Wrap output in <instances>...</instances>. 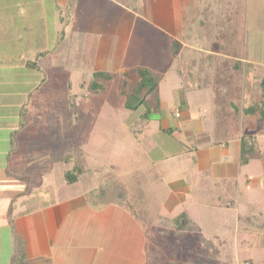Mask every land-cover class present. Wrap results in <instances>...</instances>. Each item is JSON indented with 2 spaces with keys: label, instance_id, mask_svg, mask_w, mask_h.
<instances>
[{
  "label": "rangeland",
  "instance_id": "374dc122",
  "mask_svg": "<svg viewBox=\"0 0 264 264\" xmlns=\"http://www.w3.org/2000/svg\"><path fill=\"white\" fill-rule=\"evenodd\" d=\"M156 1L157 13L152 20L165 24V27H170V22L173 25L174 19H179L182 10L185 30L183 37L186 42L189 41V50L181 48L175 54L174 50H171L172 47L168 51H160V47L158 52H155L158 46L149 45L146 52L142 50L143 52L129 53L126 62L65 61L64 58L69 56L70 60L77 59L78 43H65L61 50L56 51V54H60L59 59L51 57L52 62L35 59L34 52L28 50L27 55L37 62L35 70L25 69L20 67V64L12 66L0 62V81L4 82L6 90L12 92L15 86H19L21 90L18 96L33 91L28 97L30 103L20 107L21 115L17 116L14 112L19 103L16 100L8 102L13 110L12 114L11 110L8 112V120L13 122L15 127L19 121L39 124V155L45 150L48 154L55 153L56 158H71L69 162L62 159L61 162L56 160L53 164L56 172L54 181L59 189L73 191L72 188L78 186L77 188L88 193V199L100 196L103 201H99L106 203L115 201L116 185L126 183L131 192H134L138 185L137 190L142 195L136 197L139 203L148 208L153 222H157L159 215L167 217L188 209L201 224L203 233L216 242L214 245L204 243L196 247L191 242V233L174 234V227H168L166 223L163 226L162 221L155 230L147 227L151 235V242L147 244L150 264H264V225L256 218L260 212H264V159L253 160L244 169L255 178L252 181L255 185L253 199L261 203L259 208L256 205L257 210L254 211H246L242 206H239L240 211L220 209L216 199L218 195H223L224 191L221 192L222 195L218 192L224 184L214 183L215 175L219 177L221 172L220 166L219 169L216 167L205 171L198 169L193 162L196 158L194 147L201 148L209 143H217L224 135L221 126L212 121L214 116L211 112L218 107L217 102L211 97L210 91L200 87L204 85L203 77L199 76V68H203L200 62L206 63L205 57L209 48L213 49L212 54L215 56L211 57V62H220V59L235 57V54L246 62L240 71L234 72L236 83L232 87H235L236 96L233 95L234 100L230 101L229 93L226 94L229 95L224 98L227 107L235 104L232 106L233 110H242L258 98V82L264 76V0H207V6L209 2H212V6L203 14L196 12L192 3L194 0L189 5L185 1L181 3L180 0ZM21 8L22 4H19L16 10ZM222 9L227 10L224 12L227 15L218 19L217 12ZM67 16L64 13L61 24L66 33L73 30ZM60 36L61 34H53L41 48L52 50V43H56ZM163 36L166 37L165 33ZM68 42L70 43L69 40ZM3 49L0 48V60L2 54H14ZM176 55L179 59L175 58ZM130 60L132 61L129 62ZM189 62H197L199 68ZM137 66H149L165 75L159 86L161 106L158 110H153L150 114L153 120L144 126V105L130 112L120 108L126 102L121 92L124 80L122 73L125 69ZM99 69L112 72L115 79L104 81L105 90L94 93L93 72ZM189 71L192 72L190 75ZM179 72L184 75L187 73L188 77H181ZM11 81L13 83H10ZM187 84L195 85V90L191 92L183 89ZM174 89L177 91L174 92ZM150 99L153 106V97ZM172 106L190 108L193 119L204 114L208 123L203 128L195 125L196 131L192 134L179 129L170 133L161 132L158 128L161 124L165 128L175 126L169 113ZM245 121L248 125L245 128L243 125L241 132L253 131L261 144L264 139V125L258 123L254 127V118L250 116ZM21 129L15 131L22 132ZM140 129V136H137L139 133L134 134L135 130ZM25 132L32 134L31 130L26 129ZM188 144L193 147L188 148ZM2 150L5 149L0 146V153ZM230 153L234 154L232 162H238V142H232ZM216 155L218 151L214 156L218 162ZM166 159L169 161L162 167L165 169L163 171L155 161ZM77 164L88 170L80 175L77 184L69 187L64 180V172ZM178 176L187 182L182 191L171 186L172 180ZM237 182L239 186L245 184L241 177ZM228 191L235 193L233 187ZM229 193L227 192V197H230ZM129 197L133 198V194ZM236 214H247L250 227L237 229L234 226ZM244 221L242 220L241 224H244ZM216 235L221 236L225 242L218 241ZM178 255L182 259L178 258Z\"/></svg>",
  "mask_w": 264,
  "mask_h": 264
},
{
  "label": "crops",
  "instance_id": "0c3cea01",
  "mask_svg": "<svg viewBox=\"0 0 264 264\" xmlns=\"http://www.w3.org/2000/svg\"><path fill=\"white\" fill-rule=\"evenodd\" d=\"M180 1L181 3L185 1L189 5L192 0ZM156 2V0H0V18H2L0 20V48H4L6 52H14L13 55L2 54L0 62H6L12 66L20 64V67L35 70L36 66L28 64L34 61V58L31 59L26 51L34 52L35 59L40 58L45 62H52L51 57L59 59L60 54H56V51L61 50L65 43L79 44L77 59L70 60V56L64 58L69 62H126L131 52H143L142 50L146 52L149 45L158 46L155 52H158L160 47V51H168L170 47L174 48V41L182 44V50H189L191 48L189 41L186 42L183 37L185 30L182 10L179 17L182 23L179 19H174L173 25L170 22L171 26L165 27V24H160L155 19L152 20L157 13ZM192 3L198 14H203L212 6V2H209L207 6V0H194ZM19 4H22V8L16 10ZM226 11L219 10L218 19L222 15L226 16L227 14L224 13ZM64 13L68 15L73 29L67 33L61 26ZM202 23L200 18V24ZM53 34H61V36L56 43H52L54 44L52 50L41 48ZM212 52H214L213 49L209 48L205 57L206 63L200 62L202 69L199 68L197 62H189V64H194L199 68V76L204 80L202 83L204 85L200 87L210 91L211 97L217 102L218 107L211 112L214 116L212 121L221 126L224 135L217 143H209L201 148L194 147L196 158L193 162L198 169L205 171L216 169V167L219 169L220 166L219 177L216 174V179H214L215 184H224L218 192L221 194L224 191L223 195L221 194V197L216 195L218 199L215 198L220 209L230 208L240 211L239 206H242L246 211L250 209L254 211L260 207L261 203L253 199L255 185L252 181L255 178L244 169L253 160L264 159V139L260 144L258 136L253 131L241 132L243 131L241 127L244 125L245 128L248 125L245 120L249 116L254 118L252 123L254 127L258 123V125H264V122L259 121V113L249 115L246 112V108L264 100V86L261 85L264 76L258 82L260 89L257 100L251 101L252 103L244 106L242 110L235 111L232 109L235 104L232 102L233 105L227 107L224 98L230 95V101L234 100L233 95L236 96L235 87H232L236 83L234 72L240 71L246 62L235 54L237 52L234 53L235 57L228 56L220 59V62H211V57L214 56ZM132 57L134 58L133 54ZM175 58L179 59L178 56ZM233 60L240 61L241 66L235 68ZM178 67L176 63L177 70H179ZM190 73L192 72L189 71L188 75ZM179 74L181 77H188L187 73L184 75L179 72ZM3 83L0 81V146L5 149L0 153V264H150L147 244L151 242V235L147 227L157 226L163 218H172L182 211L167 217L159 215L157 222H153L148 208L139 203L137 199L142 195L137 190L138 185L135 191L131 192L126 183L118 184L125 188L130 203L136 209L143 210L146 213L144 215L132 211L130 207L117 199L106 203L99 201L102 199L100 196L93 198L94 200L88 199V193L77 188L78 186L72 188L73 191L56 187L54 181L56 172L53 164L56 160L61 162L62 159L69 162L71 158H56L55 153L49 152L48 154L45 150L39 155L41 147L37 133L40 130H38L39 124L28 123V121L20 123L19 121L15 127L14 123L8 120V112L11 110L8 102L16 100L19 104L14 112L17 116L21 115L20 107L22 104L30 103L28 97L33 91L18 96L21 90L19 86L17 88L15 86L11 92L6 90ZM195 87V85L187 84L183 89L193 92ZM176 91L177 89H174V92ZM227 93L229 95H226ZM10 113L12 114L13 110ZM169 113L171 122H174L175 126L165 128L161 124L158 127L161 132L170 133L174 129H179L192 134L196 131L195 125L203 128L208 123L204 114L200 118L193 119L188 107L181 109L172 106L169 108ZM152 120L150 115L149 121L143 126L148 125ZM18 128H22V132L15 131ZM26 129L31 130L32 134H27ZM198 130L201 131V129ZM248 134L254 135L260 154L248 163H243L241 140ZM233 140L235 143L238 142V162L231 160L234 156L230 153ZM190 146L193 147V145ZM190 146L187 145L188 148ZM214 150L218 151L216 155L219 158L218 162L214 158L217 153ZM166 160H156L155 163L165 171L162 167L169 161ZM77 166L78 164L64 172V180L69 187L77 184L80 175L88 170L81 166L78 168L80 169L78 173L74 171ZM69 170L78 174V179L73 183H69L65 178V173ZM240 177L245 181V184L241 186L237 182ZM171 186L182 191L183 187L187 186V182L178 176L172 180ZM232 187L235 193H229L228 190ZM227 192L230 197H227ZM131 194L133 198L129 197ZM185 210L201 226L191 211ZM258 215L256 218L264 225V212ZM236 216L234 226L237 229L250 227L247 214L244 215L245 217L241 214H236ZM242 220H245L244 224H241ZM201 234L215 241L203 233L202 227ZM216 236L218 241L225 242L221 236ZM180 257L178 255V258Z\"/></svg>",
  "mask_w": 264,
  "mask_h": 264
},
{
  "label": "trees",
  "instance_id": "16d2710c",
  "mask_svg": "<svg viewBox=\"0 0 264 264\" xmlns=\"http://www.w3.org/2000/svg\"><path fill=\"white\" fill-rule=\"evenodd\" d=\"M181 47H182L181 43H179L178 41H174L173 50L175 54H177L180 51ZM233 61L235 68H239L241 66L240 61H236V60ZM28 64L30 66H36L37 62L32 61V62H28ZM122 74L124 76V80H123L121 92L125 96L126 102L120 108L121 110H127V112H130V111H136L141 106L144 105L146 109L142 113V118L144 119V122L142 123L143 125L149 120L150 114L153 112V110H158L161 106V99L159 96V84L162 81L164 74L162 72L154 71L153 69L147 66H139L134 69H128L123 71ZM114 79H115V75L112 72L104 71V70L94 71L92 91L94 93H98L105 90L106 85L104 84V81L109 82V81H113ZM261 85L264 86V78L261 82ZM150 97H153L154 100L153 106L151 105L152 99H150ZM246 112L249 114L259 113L260 114L259 121L260 123H263L264 100H261L260 102L249 106L248 108H246ZM141 130L142 129L136 130L135 134L139 133ZM256 146L257 144L254 135L248 134L243 136L241 140V156L243 163H248L252 158L259 156L260 153ZM78 168L79 166H77V169H75L74 171L79 173L80 169ZM74 171L69 170L65 173V178L69 183H73L78 179V174H76ZM114 189L116 190L114 192L116 195V199L118 201L130 207L132 211H135L140 215H144L145 212L143 210L141 211L139 208L136 209L135 206L132 203H130L126 190L122 185H116ZM162 221H164L163 226L164 223H166L168 227H172V228L174 227V231H173L174 234L176 232L191 233L193 236L191 242L194 243L196 247L204 243L213 244V245L214 243H216L212 239L201 234V226L191 218L190 214L186 210L180 212L178 215L172 218H168V217L163 218ZM156 227L157 226H153L151 228L148 227V228L154 229Z\"/></svg>",
  "mask_w": 264,
  "mask_h": 264
}]
</instances>
